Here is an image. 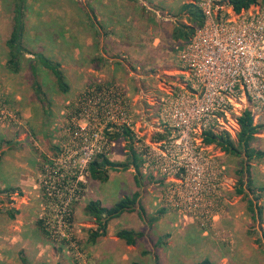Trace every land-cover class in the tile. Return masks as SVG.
<instances>
[{"label":"rangeland","instance_id":"1","mask_svg":"<svg viewBox=\"0 0 264 264\" xmlns=\"http://www.w3.org/2000/svg\"><path fill=\"white\" fill-rule=\"evenodd\" d=\"M172 1L180 5L192 0H171L170 3ZM14 2L15 0H0V101L17 113L21 124L4 127L0 123V130L5 128L11 134L12 144L5 148L9 149L11 161L16 164L27 163L31 167V175L27 177L24 189L13 188L12 193L1 194L3 198L0 201V222L5 227L6 221L11 223L10 217L13 219L22 217L20 223H24L28 235L17 237L18 248H22L24 244L28 245V252H25V255L32 264H123L122 261L118 263L117 257L119 258L118 253L121 257L128 253L123 250L127 248L126 244L118 243L115 237L103 239L104 242H97L98 245L88 241L89 230L95 226V220L84 210L90 198L97 194V185L100 182L90 176L86 157L77 156L73 148L74 141L78 142L77 137L90 138L91 131L99 126L98 117L94 116L95 108L82 102V99L89 95L90 90L94 87L101 89L114 85L123 92L126 101L129 98L126 96L127 85L120 81L110 84L97 82L99 77L93 76L90 68L93 62L87 63L86 60L78 59L79 50L86 56L89 52L88 39L92 29L90 23L94 20V18L90 19V15H96L92 5L94 0H25L24 2L25 46L31 51H41L46 56L59 61L70 85L68 92H62L57 86L54 75L41 63H37L38 81L49 101V111L43 108L28 77L31 71L27 59L34 55L26 54L19 72H14L7 66L6 40L11 32ZM144 2L146 6L156 9L157 5L165 6L167 0H162L160 4H156L153 0H144ZM142 3L141 0H128V4L133 6L140 7ZM178 10L177 8L175 12L169 11L176 23L185 22L191 25L194 23L186 14ZM163 13L166 14L165 11ZM185 43L186 41H181V44ZM172 44L174 45V42ZM183 45L178 48H176L177 44L174 45V50L167 54L168 61L165 63L161 61V65L155 64L159 57L158 60H152V57H156L155 55L159 53L151 51L144 52V60L139 61L137 65L131 64V61L125 58L122 61L125 64L122 68L123 73L125 69H130L134 74L140 75L139 77L137 75L138 81L145 79L141 88L135 91L149 92L150 96H157L152 95L151 90L154 87H158L159 83L169 85L167 78L171 73L165 70L181 68L179 52ZM148 54H154L151 60H145V55ZM175 73L181 75L179 71ZM168 87L180 88L173 84ZM167 90H163L164 94ZM18 94L24 97L19 99ZM129 99L134 101L133 98ZM159 99L161 100V97L157 98ZM84 107L86 110H83ZM241 107L240 114L244 110L243 104ZM133 114L137 116L135 111ZM262 115L264 113H261L258 119ZM115 125L120 126L117 123H110L103 131L105 137L109 139L107 149L103 153L115 159H125L127 158V147L124 146L126 140L123 137L113 136L115 127L111 126ZM153 138L163 139L157 136ZM136 139L138 143L135 146L139 149L143 141ZM252 145L264 151V129L257 135ZM4 146L6 145L1 139L0 149ZM113 152L121 153V156H116L117 154ZM123 154L125 155L122 156ZM245 158L230 153L226 155L230 174L228 183L222 191L221 205L217 211L213 209L218 212L215 219H206L176 209L170 199L173 195L171 189L178 186L177 180L173 179L172 175L169 177L167 173L155 168L145 170L142 164L144 191L153 193L157 201L154 206L155 212L151 215L158 213L162 208L165 213L171 211L172 217L170 216L168 223L173 228L170 227L172 229L170 234L174 233L177 237L176 234L182 230L183 235L187 234L194 243L192 255L189 257L186 254L176 256L173 252H169L170 236L165 231L170 228L167 226L163 230L156 229L153 237L150 236L151 232L148 235L151 243H141L136 248H132L133 251L129 254L139 253L142 248H153L155 259L148 258V254H139L138 258H142L146 264H189L206 256L212 258L216 264H264V156L251 160L254 186L263 188L261 190L257 188L248 196L262 206V221L252 218L247 209V197L241 196L236 191V187L239 186L236 170L241 167V162ZM77 177L80 180H77ZM176 177H180L179 174H176ZM244 186L248 192L249 187ZM119 190L121 199L133 193L130 184L125 187L120 186ZM259 194L261 196H258ZM229 213L232 216H229ZM235 213L238 215L237 218L234 217ZM164 214L162 216L165 218ZM140 219L144 223L146 216ZM142 223L140 222V226ZM128 224L132 226L134 223L123 217L115 219L111 227L113 230H119ZM0 253L6 257L3 264H23L18 253L11 251L10 248L7 251L1 250ZM135 259L128 258L127 264H131Z\"/></svg>","mask_w":264,"mask_h":264},{"label":"built area","instance_id":"2","mask_svg":"<svg viewBox=\"0 0 264 264\" xmlns=\"http://www.w3.org/2000/svg\"><path fill=\"white\" fill-rule=\"evenodd\" d=\"M192 1L202 10L204 22L180 49L183 84L170 88L158 100L159 118L168 135L160 140L143 139L133 128L125 95L108 85L94 87L82 99L95 108L99 126L90 138L77 137L73 148L89 165L107 149L106 126L125 125L133 131L135 144L136 138L143 141L137 151L145 168L161 170L177 180L178 186L171 189V204L188 214L215 219L229 176L223 151L205 143L204 133L210 129L233 133L228 122H238L241 115L237 100L248 102L254 118L264 113V3L236 12L229 0ZM0 123L21 124L17 113L1 101Z\"/></svg>","mask_w":264,"mask_h":264},{"label":"crops","instance_id":"3","mask_svg":"<svg viewBox=\"0 0 264 264\" xmlns=\"http://www.w3.org/2000/svg\"><path fill=\"white\" fill-rule=\"evenodd\" d=\"M132 1H136V0H132ZM141 1L144 4L142 3V5H140L139 7V5H135V6L129 5L128 0H94L92 5L94 6L96 15L94 16L90 15L91 20L92 18H94V20L90 23L92 29L90 30L91 36L88 39L89 52L88 55L86 56V54L82 55L83 52L79 50L78 59L80 58V60L81 59L86 60L87 63L93 62L90 65V68H92V75L97 78L99 77L97 82H105L110 84L120 81L121 83L123 82L125 85H127L128 89L126 90L127 92L126 96H128L129 98H133L134 100L132 101L129 98L127 100L129 112L133 123V128L139 130L141 136H143L142 137L143 139L150 140V139H154L153 138L154 136L164 138L168 135V130L164 127V124L159 118L160 110H159V104L157 98L161 97L164 94L163 90H167L168 88H170L168 87L170 84H173L176 87L181 86L183 84L182 80H184L185 75L183 74V70L181 68L165 70L166 72L171 73L170 77L167 78L168 82L166 81L167 83H169V85L166 83L163 84L159 83L158 87H154L155 89L153 88L151 90L153 91L152 95H157V96H150L149 92L137 93L135 91L136 89L141 88V84H144L145 79L142 78L139 79L138 81V77L140 75L134 74V72L131 71L130 69H125L124 70L125 73H123L122 68L125 67V64L122 61L125 60V58H127L128 60L131 61V64L137 65L139 61L144 60L143 53L151 51L153 53L154 52L159 53L158 55L157 54L155 55L156 57H152V60L154 59L158 60L157 58L159 57L158 62L155 64L161 65V61L164 63L167 62L169 57L167 56V54H169V51L174 50L175 47L174 45L176 44H177L176 48L180 47L182 41V40H175L173 38V31L177 23L171 18L169 11L172 10L173 12H175L176 9L178 8L179 9L178 11L181 12L183 4L176 5L175 1H172V3H170L171 0H167L165 6L157 5L155 9L148 5L146 6L144 0ZM153 1H155L156 4H160L162 0H153ZM163 11H165L166 14H164ZM172 42H174V45L172 44ZM151 56H154V54L145 55L146 57L145 60H151ZM81 67L83 69V66ZM133 69L136 70V68ZM177 71H179V73L181 74L180 76L176 75L175 72ZM138 82L140 83L139 85ZM23 97H24L23 95H19V94L17 96V98L19 99ZM236 103H237L236 106L239 110L242 108L241 107L242 104L244 106L243 107L244 110L250 108L248 102H245L244 100H237ZM244 110H242V112ZM134 111L138 117L133 114ZM258 118L259 117L255 118V122L263 121L264 115H262L260 119ZM228 123L229 125H232L231 128L233 133L227 130L217 131V133L227 132L230 134L231 138L237 140L238 138L237 135L238 132L240 131L239 122L233 119V121L229 120ZM4 129L0 130V140L3 139V143L6 146L7 145L10 146L12 144L10 143L11 134L7 132L6 129L5 130ZM208 144H215V143H208ZM6 146L0 149V201H2L3 198L1 197L2 193L4 192L6 194L7 192L12 193L14 190L13 188L24 189V187H26L27 184V177L29 176V174L31 175L30 173L31 167L28 166L27 163L21 162L20 164H16L14 163L13 160L11 161V157L8 152L9 149H5L8 148L9 146L7 147ZM124 146H126V144ZM218 147L221 148L220 146ZM221 150L223 151L222 158L225 164L227 165V170L229 175L230 166L228 165L226 160V155H228L229 153H227L222 148ZM113 154L115 155L117 154L116 156H121V153L118 154L117 152L116 153L113 152ZM124 155L125 154H123L122 156ZM109 158L115 161L126 160V158L125 159L124 158L115 159L112 157ZM144 169L147 170L146 168ZM135 174L136 172L133 167L129 168L128 170H124L123 172L111 171L109 179L105 182L99 181L100 183L99 185H97V194L93 198H90V200H100L103 206L110 207L121 199L119 196L120 194H118L120 191L119 187L120 186L125 187L127 184H130L132 186L133 193L137 190L141 192L140 202L146 209V215L148 217L159 215V218L153 224L148 223V217H146L147 222L145 221L144 223H142L138 211L125 212L119 218H115V219H120L126 217V219H128L129 222L134 223L133 224L134 226L128 224V225H124L122 228H131L145 232V235L141 239H139L137 245H128L125 243L124 240L117 237L116 232L118 230H113L111 227V223L115 219H113L112 222L109 223L108 234L106 236L100 237L96 241V245H98L97 242L103 243L104 242L103 239H107L109 237L110 238L115 237L118 243L126 244L127 248H123V250L125 249L128 253L126 255H123L122 257L120 253H118L119 258L117 257L118 263L122 261L123 264H127L128 258H136L140 260L141 264H146L142 258L141 259L138 258L139 254H141L144 249L150 251L148 253V258H151V260L155 259L156 257L154 255L153 248L152 249L142 248L141 251H139V253H134V255H131L129 253L133 251L132 248H136L137 246L141 245V243L142 244L151 243V240L149 239L148 235L152 232L150 236L153 237V233H155L156 229L163 230V228H166L167 226H169V228L170 227L173 228V226H171L170 223H168L170 221L169 220L170 216L172 217L171 211H169L168 213L166 212L167 214L164 212L166 215L164 213L160 214L159 211L162 210L163 209L162 208L158 211V213L151 215L152 213L155 212L154 206H156L157 204L156 198L153 193L151 194L144 191L145 187L143 185V182H141L140 186L136 184ZM254 184L255 182L253 180V185L251 187L248 186V183L245 178L244 185H247L249 187V191L247 192V190H245L244 193L241 194L239 193L241 196L243 195L247 197L248 204L249 201L251 200L250 197H248L250 196V192L253 193L256 191L257 188H259L260 190L263 188V187L254 186ZM244 185L243 187L245 189ZM239 186L236 187V191ZM258 196L261 195L259 194ZM253 201L256 203L255 200ZM247 209H248V205H247ZM163 214L164 216H166L165 218L162 216ZM228 215L232 216L230 213ZM237 216H238L237 213H235L234 217L237 218ZM10 219H11L10 224L7 223V221L5 220L6 221V223L4 224L6 225L5 227L2 226V223L0 222V251L1 250L7 251L10 248L11 251L14 252L16 251L18 253L19 259L22 260L23 264H24L23 258H26L27 261L30 264H32L29 261L27 255H25V252H28L27 251L28 245L24 244L22 248H18L17 237L19 236L26 237L28 235L26 233L27 231H26V227L24 226V223H20L22 217H15L14 219L10 217ZM140 222L142 223L141 226H140ZM149 227H151V229H149ZM171 228L166 229L165 231L168 233L167 235L170 236L168 242L169 252H173L174 254H176V256L178 255L181 256V254L183 256L186 254L187 257L191 256L193 249L192 245L194 243V240L189 238L187 234L183 235L182 230L181 231L179 230L180 233L176 234L177 237L175 236L174 233H172L171 235L170 234L172 232ZM157 241L158 240H156V242ZM206 257L210 258L209 256ZM5 258L6 257L2 256V254L0 253V264H3ZM204 258H201L199 260H202ZM210 259L214 262L212 258ZM214 263L216 264V262Z\"/></svg>","mask_w":264,"mask_h":264},{"label":"trees","instance_id":"4","mask_svg":"<svg viewBox=\"0 0 264 264\" xmlns=\"http://www.w3.org/2000/svg\"><path fill=\"white\" fill-rule=\"evenodd\" d=\"M24 2L25 0H15L14 2L11 32L6 40V45L8 47L7 66L14 72H19L22 68L23 61L26 59V54L31 53L34 55V57L27 59L30 64L29 69L31 71L28 77L30 78L31 84L34 87L43 108L46 111H49V101L45 92L42 90L40 82L38 81L37 63H41L54 75L57 86L62 92H68L70 85L59 61L46 56L41 51H31L25 46L24 37L26 34V21ZM228 2L236 12H241L244 9H248L253 4L264 3V0H229ZM181 10L191 20H193L194 23L192 25L185 22L177 23L173 31V38L175 40L188 42L196 30L203 24L204 14L200 7L192 1L184 3ZM238 122L240 124V131L238 132L237 140L231 138L230 134L227 132L217 133L210 129L204 133V141L206 143H215L227 153L246 157L241 162V167L236 171L240 184L237 192L241 194L245 192L243 187L245 178L248 186L251 187L253 185L251 160L255 158H262L264 156V151L259 150L252 145V142L255 140L257 135L264 129V122H255L254 115L248 108L245 109L238 117ZM111 127H115L114 137L125 138L127 158L125 161H114L111 160L106 153H99L89 163L88 169L90 176L94 180L105 182L109 179L111 171L128 170L133 167L136 171V184L140 186L143 177V160L141 159L135 146L136 141L134 133L125 125H115ZM110 136L112 137V134H110ZM140 195L141 192L137 190L132 195L123 197L110 207L103 206L100 200L88 201L85 206V213L92 216L96 223V226L89 230L88 241L96 243L100 237L106 236L108 234L109 223L113 219L122 216L125 212L137 210L140 217L143 219L144 216L148 217L146 215L145 207L140 202ZM248 210L252 213L254 220L260 219V221H262L263 208L261 205L257 202L255 203L253 200H250ZM159 212L162 214L165 210L162 209ZM158 218L159 215L149 216L148 223L153 224ZM116 235L118 238L124 240L128 245H137L139 239L145 235V232L131 228H121L116 232ZM257 240L259 241L260 239ZM149 252V250L144 249L141 254L146 255ZM23 261L24 264H30L26 258H23ZM131 264H141V262L138 259H135L131 262ZM191 264L215 263L210 258L206 257Z\"/></svg>","mask_w":264,"mask_h":264}]
</instances>
